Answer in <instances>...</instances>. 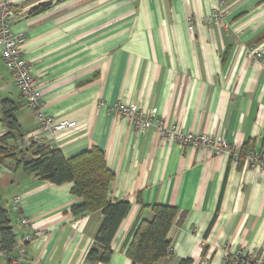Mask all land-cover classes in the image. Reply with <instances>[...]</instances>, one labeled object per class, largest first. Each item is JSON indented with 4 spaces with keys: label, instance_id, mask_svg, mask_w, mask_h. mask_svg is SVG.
Listing matches in <instances>:
<instances>
[{
    "label": "crops",
    "instance_id": "0c3cea01",
    "mask_svg": "<svg viewBox=\"0 0 264 264\" xmlns=\"http://www.w3.org/2000/svg\"><path fill=\"white\" fill-rule=\"evenodd\" d=\"M45 3L48 10L30 15ZM10 5L18 16L12 32L25 40L23 56L39 83L44 113L55 123H76L46 133L41 144L66 158L101 149L115 177L109 201L131 204L108 264H132L127 247L140 223L152 221L155 205L178 210L170 255L157 264H226L239 253L257 259L244 264H264V0H228L227 18L214 25L204 21L218 0ZM4 101L17 107L21 134L7 141L16 160L0 159L1 205L16 236L12 254L0 252V264H99L86 257L102 213L74 216L71 208L83 201L72 195V183L54 185L24 170L38 123L0 56V138L8 133ZM120 102L143 114L155 111L154 123L143 131L116 116ZM161 130L225 141L232 156L182 149ZM241 152H254L260 162L239 163ZM25 234L33 239L22 243Z\"/></svg>",
    "mask_w": 264,
    "mask_h": 264
},
{
    "label": "trees",
    "instance_id": "16d2710c",
    "mask_svg": "<svg viewBox=\"0 0 264 264\" xmlns=\"http://www.w3.org/2000/svg\"><path fill=\"white\" fill-rule=\"evenodd\" d=\"M50 3L40 5L30 11V15L45 12ZM2 122L8 133L0 138V159L16 160V155L8 150L7 141L21 134L16 119L17 107L8 101L1 104ZM31 159L24 162V170L34 175L40 181L54 185L72 183V195L83 201L82 205L71 208L74 216L85 213L101 212L103 221L95 236V242L88 250L87 260L99 264H108L113 256L112 244L128 215L131 204L127 200L111 202L108 199L109 188L114 181V174L107 167L105 154L99 148H92L74 157L66 158L59 149L33 143L29 147ZM27 155L26 152L21 154ZM239 163L246 160V154L241 152ZM24 159H21L22 161ZM153 219L142 222L138 226L132 241L127 247L126 256L132 264H157L170 255L171 243L169 232L178 215L174 207L155 205L152 207ZM16 246V236L11 227L8 211L0 200V252L9 256ZM253 256L229 255L226 264L255 263ZM190 264L186 261L183 264ZM7 264H11L9 260Z\"/></svg>",
    "mask_w": 264,
    "mask_h": 264
},
{
    "label": "built area",
    "instance_id": "2783aa9c",
    "mask_svg": "<svg viewBox=\"0 0 264 264\" xmlns=\"http://www.w3.org/2000/svg\"><path fill=\"white\" fill-rule=\"evenodd\" d=\"M228 0H218V5L210 15L205 19L206 25L221 24L227 18L225 9ZM18 16L15 10L10 5V0H0V56L12 75L16 86L25 102L35 115L38 123L39 133L34 136L35 142L41 144L42 139L46 133L53 135L59 134L63 131L74 129L75 122L63 121L55 123L53 119L44 113V103L39 83L33 73L32 65L23 56L24 38L13 34L12 26L17 22ZM190 29L192 30V20L189 21ZM252 54L261 58L260 53L256 50L251 51ZM118 117H127L131 119L138 128L146 130L154 123L156 112L143 114L137 106H129L125 103H118L112 111ZM161 135L169 140L176 142L180 148L187 147L204 148L214 155H222L226 158L232 156L229 144L220 141H215L212 137L207 135L186 133L183 134L177 130L165 131L161 130ZM246 164L251 167L257 166L260 162V156L254 152H250L246 156ZM21 198H16L14 204L16 208L20 206ZM22 226L27 229L31 227L27 218H21ZM33 239L31 234H25L21 239L23 242H30ZM34 264V263H33Z\"/></svg>",
    "mask_w": 264,
    "mask_h": 264
}]
</instances>
